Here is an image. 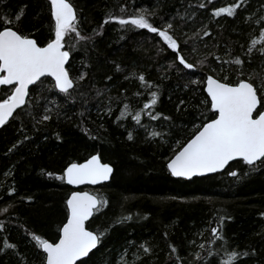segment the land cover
Wrapping results in <instances>:
<instances>
[{"label":"trees","instance_id":"obj_1","mask_svg":"<svg viewBox=\"0 0 264 264\" xmlns=\"http://www.w3.org/2000/svg\"><path fill=\"white\" fill-rule=\"evenodd\" d=\"M70 2L81 34L91 37L71 52L68 70L77 81L75 90L66 96L53 89L52 78H43V84L31 87L20 115L0 129V264H44L34 236L58 240L74 191L56 177L68 164L95 153L114 167V175L89 189L107 205L88 222L104 236L84 264H218L233 250L248 253L237 264H264V166L250 171L235 161L224 172L191 180L175 178L166 168L202 123L214 118L206 103L209 74L232 84L254 77L251 82L264 97L259 79L264 56L258 50L246 55L251 40L264 31V0L244 1L232 17L213 12L239 0ZM21 10L19 24L8 27L41 46L54 38L49 0H0V16L13 18ZM141 10L154 13L149 20L158 28L173 24L180 54L194 69L179 65L176 53L146 29H122L116 23L101 28L109 15L127 18ZM235 58L244 60L242 68L225 63ZM139 75L151 88L139 82ZM10 87H2L0 98ZM152 92L158 95L153 111L159 119L144 116L141 125L131 116L120 119L125 105L135 114ZM46 108L52 119L37 123ZM153 131L160 135L153 137ZM212 228L225 238L223 245L213 243ZM5 241L15 248L5 249Z\"/></svg>","mask_w":264,"mask_h":264},{"label":"snow or ice","instance_id":"obj_2","mask_svg":"<svg viewBox=\"0 0 264 264\" xmlns=\"http://www.w3.org/2000/svg\"><path fill=\"white\" fill-rule=\"evenodd\" d=\"M243 3L244 0H239L238 3L215 10L213 15L232 17ZM49 5L51 19L54 21V38L45 46L38 44L37 40L29 35L21 34L7 26L13 23L18 25L23 10L13 18L0 16V86H14L8 89L6 98H0V127L14 119V113L20 115L17 110L29 104L30 86L43 84V78H52L53 89L69 97L76 88L77 81L70 76L66 65L69 64L71 52L76 49V46L91 37L81 34L77 12L70 0H49ZM204 6L200 5V7ZM124 11V8H120L121 13ZM153 14L147 10H141L139 14L127 18L123 15H109L104 19L101 28L103 25L116 23L122 29H146L150 33H155L169 49L176 53L179 65H182L184 69H194L196 66L187 62L180 54V43L172 34L173 24L167 23L163 29L158 28L149 20V15ZM96 34L100 33L97 31ZM204 35L208 36L211 33L205 31ZM258 45L261 47L257 49ZM254 50H258L260 55L264 56V31H261L258 40H251L246 55L251 57ZM217 59L219 60V57ZM225 63L242 68L244 60L235 58ZM239 74L244 73L241 71ZM85 76L86 73L77 79L82 80ZM253 78L241 79L232 84L227 82V77L224 80L213 76L207 77L206 91L210 101L206 103L215 114L214 118L202 123L192 138L168 159L166 168L172 176L191 180L195 176L219 172L232 161L242 162L250 171L264 166V97L258 96V89L251 82ZM259 79L260 90L264 92V76ZM138 80L145 88H151L143 75H139ZM157 103L158 95L152 92L151 100L144 103L135 114L129 111L128 105H125V111L121 113L120 119L131 116L137 125H141L144 116L150 120L159 119L153 111ZM50 111L46 108L42 117L36 122L50 121L52 119ZM26 114L36 119L31 111ZM165 119L169 118L165 117ZM159 135L158 132H152L153 137ZM128 139H133L131 134ZM113 171L110 164L101 161L100 155H92L82 163L68 164L63 175L56 178L66 181L69 185H97L108 181ZM47 175L53 174L47 173ZM229 175L236 177L238 173L230 171ZM66 203L67 222L60 229L61 235L58 237V242H49L47 239L34 236V240L45 254L44 264H78V261L84 264L82 258L88 257L98 247L104 236L103 232L88 230L86 225L95 212L107 205L105 199L87 191H74ZM3 212L7 213L8 208H4ZM3 228L4 225L0 224V230ZM211 233L213 243L220 241L222 245L224 244L225 238L218 228H212ZM3 247L15 248V245L5 241ZM200 247L204 248V245L201 244ZM144 251L148 252L149 249L145 248ZM173 251L176 250L173 248ZM225 255L226 258L221 259L218 264H237L239 258L248 253L233 250Z\"/></svg>","mask_w":264,"mask_h":264},{"label":"water","instance_id":"obj_3","mask_svg":"<svg viewBox=\"0 0 264 264\" xmlns=\"http://www.w3.org/2000/svg\"><path fill=\"white\" fill-rule=\"evenodd\" d=\"M244 1H248V0H244ZM188 62V61H187ZM66 68H68V65H66ZM208 76H213L214 78H216V79H218L217 77H215L214 75H211V74H209ZM207 76V77H208ZM207 77H206V80H207ZM2 87L3 86H0V92H1V89H2ZM31 87L32 86H30V89H31ZM30 91V90H29ZM205 92H206V94H207V91H206V81H205ZM208 96V95H207ZM258 96H259V94H258ZM209 99H210V97H209ZM15 114V113H14ZM4 127V126H3ZM3 127H0V129L1 128H3ZM188 142V141H187ZM186 142V143H187ZM185 143V144H186ZM93 155H99L98 153H95V154H93ZM92 156V155H91ZM90 156V157H91ZM89 157V158H90ZM101 157V156H100ZM85 161V160H84ZM84 161H81V162H77V163H82V162H84ZM101 161L103 162V163H108V162H104L103 160H102V158H101ZM233 162H235V161H232V162H230L229 163V165L230 164H232ZM108 164H110V163H108ZM111 165V164H110ZM229 165L228 166H226V168L225 169H223V170H221V171H219V172H216V173H208V174H205V175H203V176H195V177H193V178H196V177H205V176H209V175H214V174H217V173H220V172H224L228 167H229ZM112 166V165H111ZM113 167V166H112ZM113 169H114V167H113ZM113 175H114V171H113ZM113 175H112V177H113ZM112 177L108 180V181H104V182H102L101 184H97V185H91V184H85V185H80V186H76V185H69V184H67L69 187H71L74 191H87V192H89L90 194H93V195H95L94 193H92L91 191H89V189H92V188H96V187H99V186H101V185H103V184H106V183H109L110 181H111V179H112ZM175 178H179V177H175ZM192 178V179H193ZM183 179H185V178H183ZM186 180H189V179H186ZM66 182V181H65ZM73 191V192H74ZM97 196V195H96ZM95 214V213H94ZM94 216V215H93ZM93 216L90 218V220L93 218ZM89 220V221H90ZM88 221V222H89ZM67 222V221H66ZM86 227L88 228V223H87V225H86ZM88 230H90V231H93V230H91V229H89L88 228ZM94 232V231H93ZM60 235H61V232H60ZM49 242H51V241H49ZM56 242H58V240L56 241ZM97 249V248H96ZM96 249H94L93 251H95ZM91 254V253H90ZM90 254H89V256H90ZM88 256V257H89ZM88 257H85V258H82V260H84V259H86V258H88ZM80 261H78V263H79Z\"/></svg>","mask_w":264,"mask_h":264}]
</instances>
